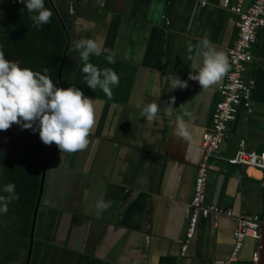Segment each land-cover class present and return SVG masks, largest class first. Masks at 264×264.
<instances>
[{
  "label": "crops",
  "instance_id": "obj_1",
  "mask_svg": "<svg viewBox=\"0 0 264 264\" xmlns=\"http://www.w3.org/2000/svg\"><path fill=\"white\" fill-rule=\"evenodd\" d=\"M48 1L70 28L74 54L78 40L97 39L106 51L90 55L89 62L112 68L119 83L109 96L85 85L79 55L71 67L69 86L94 100V124L83 149L61 153L50 146L30 264H227L234 218L201 217L185 255L181 247L202 138L230 71L227 53L237 37L232 7L239 0H230L229 8L225 0ZM204 37L228 64L207 88L188 79L196 50L189 44L197 46ZM251 51L253 113L240 110L209 163L206 203L235 217L264 212V173L228 162L242 141L247 151L264 152V27ZM173 75L187 86L169 90ZM152 101L158 111L149 121L141 111ZM176 115L188 125L187 139L175 134ZM37 144L34 154L44 162L48 145L39 138ZM99 200L110 204L98 209ZM257 249L256 240L246 239L239 264H254Z\"/></svg>",
  "mask_w": 264,
  "mask_h": 264
},
{
  "label": "clouds",
  "instance_id": "obj_2",
  "mask_svg": "<svg viewBox=\"0 0 264 264\" xmlns=\"http://www.w3.org/2000/svg\"><path fill=\"white\" fill-rule=\"evenodd\" d=\"M17 2L24 5L35 28L48 23L51 12L44 6V0ZM160 7H163L162 3ZM193 47L196 50L189 68L194 73L190 71L188 79L195 80L201 88H207L221 79L228 67L227 59L207 37L202 38L197 46L189 44L190 51ZM75 48L84 62L81 71L86 74L83 77L85 85L92 90L99 88L110 96L112 89L119 83L118 74L110 67L98 68L89 62L90 55L98 56L106 48L95 38L80 39L75 43ZM107 59L110 64L115 62L112 55L107 56ZM47 71L44 68L42 74L21 67L18 62L6 59L4 52L0 51V131L17 124L22 129L38 131L39 139L45 145L54 143L61 153L83 149L89 142V133L94 124V100L75 86L57 87ZM173 76L169 90L187 86V80ZM157 111L158 104L152 101L143 106L141 116L150 121ZM175 121V134L187 139V123L180 115H176ZM16 198L13 183L0 185V213L7 212L8 204ZM109 204L110 201L99 200L96 207L104 209Z\"/></svg>",
  "mask_w": 264,
  "mask_h": 264
},
{
  "label": "trees",
  "instance_id": "obj_3",
  "mask_svg": "<svg viewBox=\"0 0 264 264\" xmlns=\"http://www.w3.org/2000/svg\"><path fill=\"white\" fill-rule=\"evenodd\" d=\"M44 6L50 10L51 16L48 23L38 29L33 26L24 5L17 0H12L0 12V51L4 52L6 59L18 62L21 67L42 74L47 68V75L60 87L59 69L70 41L61 74L62 88H67L78 55L74 54L68 25L61 21L48 0H44ZM22 135V130L17 131V127L9 128L6 133L0 131V144L6 145L0 147V185L13 183L17 194V198L8 204L7 212L0 213V264H26L39 195L43 160L35 156L36 150L20 147V144L25 147L29 144ZM3 137L5 142L1 140Z\"/></svg>",
  "mask_w": 264,
  "mask_h": 264
},
{
  "label": "built area",
  "instance_id": "obj_4",
  "mask_svg": "<svg viewBox=\"0 0 264 264\" xmlns=\"http://www.w3.org/2000/svg\"><path fill=\"white\" fill-rule=\"evenodd\" d=\"M242 2L243 0H239V3L232 7L237 16V37L227 53L230 71L225 83L219 87L220 99L215 105L212 125L202 138L203 155L197 167L194 194L187 211L188 229L181 247L182 255H185L201 217L210 216L216 220L222 217L234 218V247L227 264H239L245 240L251 238L258 241L262 223V216L235 217L230 209L206 203L210 159L228 138V126L236 120L240 110L252 112V90L255 82L247 78V71L253 60L251 49L256 43L257 33L264 27V0H253L247 8L241 6ZM202 4H206L204 0ZM224 7H230V0L224 1ZM228 162L234 166L256 169L264 173V152L246 151L243 141L239 143L238 150Z\"/></svg>",
  "mask_w": 264,
  "mask_h": 264
},
{
  "label": "water",
  "instance_id": "obj_5",
  "mask_svg": "<svg viewBox=\"0 0 264 264\" xmlns=\"http://www.w3.org/2000/svg\"><path fill=\"white\" fill-rule=\"evenodd\" d=\"M69 45H70V41H68V43H67V46H66V49H65V52H64V55H63L62 63H61L60 69H59L60 88H62V85H61L62 68H63V65H64L65 60H66V55H67V52H68ZM50 146H51V144H48L47 150H46V153H45L44 162H43L41 183H40V189H39V195H38L36 207H35V210H34V213H33L32 228H31V235H30V247H29V250H28V256H27L26 264H30V259H31V256H32L35 226H36L38 210H39V206H40V202H41V195H42V191H43V185H44V179H45V173H46V159H47V156H48V152H49ZM257 242H258V249H257V252H256V259L257 260L255 261V264H264V213H263V217H262V223H261V229H260V237H259V240Z\"/></svg>",
  "mask_w": 264,
  "mask_h": 264
},
{
  "label": "rangeland",
  "instance_id": "obj_6",
  "mask_svg": "<svg viewBox=\"0 0 264 264\" xmlns=\"http://www.w3.org/2000/svg\"><path fill=\"white\" fill-rule=\"evenodd\" d=\"M3 2H4L3 0H0V12H2L3 11L2 9L5 7L4 4H3ZM13 127H17V131L18 130H22V133H23L22 138L27 139L26 141L29 143V144H27L28 147H25L26 146L25 144H20V147H24V150H26L27 148H29L33 152L38 149V144H37L38 143V138H39L38 131L37 132H33L31 129H22L17 124H12L9 128H13ZM9 128L6 129V130H4V132L6 133V131H9ZM3 135H5V134L2 133V136ZM4 139H5L4 137L1 138V140H4ZM4 142H5V140H4ZM0 147L1 148H5L6 145L5 146H2L0 144Z\"/></svg>",
  "mask_w": 264,
  "mask_h": 264
},
{
  "label": "flooded vegetation",
  "instance_id": "obj_7",
  "mask_svg": "<svg viewBox=\"0 0 264 264\" xmlns=\"http://www.w3.org/2000/svg\"><path fill=\"white\" fill-rule=\"evenodd\" d=\"M3 1H4L3 4H4L5 7H4L2 10H4V9L7 7V5H8L10 2H12V0H3ZM15 131H16V130H15ZM15 131H14V132H15ZM10 133L13 134V131H11ZM12 134H11V135H12ZM5 137H6V136H5ZM7 137H8V136H7ZM9 139H11V138H9Z\"/></svg>",
  "mask_w": 264,
  "mask_h": 264
},
{
  "label": "bare ground",
  "instance_id": "obj_8",
  "mask_svg": "<svg viewBox=\"0 0 264 264\" xmlns=\"http://www.w3.org/2000/svg\"><path fill=\"white\" fill-rule=\"evenodd\" d=\"M252 63V62H251ZM230 70V69H229ZM253 93V92H252ZM253 113V112H252ZM229 127V126H228ZM229 131V130H228ZM230 137V136H229ZM224 142V141H223ZM223 142L221 143V145L223 144ZM221 145L219 146V148H218V150H217V153L219 152V150H220V147H221ZM247 151V150H246ZM249 152H253V151H249ZM232 159V158H231ZM256 170V169H255ZM209 176V175H208ZM207 189V188H206ZM257 260V259H256Z\"/></svg>",
  "mask_w": 264,
  "mask_h": 264
}]
</instances>
